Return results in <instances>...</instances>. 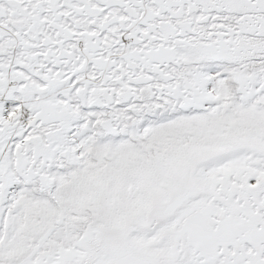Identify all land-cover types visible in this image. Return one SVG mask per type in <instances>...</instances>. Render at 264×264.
Instances as JSON below:
<instances>
[{"label":"snow or ice","instance_id":"6c2138e0","mask_svg":"<svg viewBox=\"0 0 264 264\" xmlns=\"http://www.w3.org/2000/svg\"><path fill=\"white\" fill-rule=\"evenodd\" d=\"M0 264H264V0H0Z\"/></svg>","mask_w":264,"mask_h":264}]
</instances>
